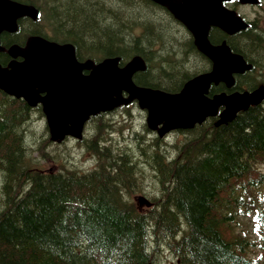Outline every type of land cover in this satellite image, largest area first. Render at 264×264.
<instances>
[{"label": "trees", "instance_id": "1", "mask_svg": "<svg viewBox=\"0 0 264 264\" xmlns=\"http://www.w3.org/2000/svg\"><path fill=\"white\" fill-rule=\"evenodd\" d=\"M12 1L35 15L18 17L13 31L0 33L2 67L12 59L10 46L39 36L71 44L79 62L116 57L122 66L139 57L145 67L133 82L165 92H179L210 69L185 27L150 0ZM208 39L225 42L251 65L242 78L264 66L258 35L211 28ZM259 84L220 83L208 95ZM129 108L119 110L129 115ZM34 113L42 116L39 106L0 91V264H264V241L241 229L245 220L264 234V103L218 125L208 118L179 131L184 139L174 146L138 134L131 153L109 143L116 126L96 115L88 123L101 119L99 134L80 140L94 159L88 170L63 160L39 166L48 142H27ZM143 163L156 191L131 190L145 176ZM136 194L151 206L140 207Z\"/></svg>", "mask_w": 264, "mask_h": 264}, {"label": "water", "instance_id": "2", "mask_svg": "<svg viewBox=\"0 0 264 264\" xmlns=\"http://www.w3.org/2000/svg\"><path fill=\"white\" fill-rule=\"evenodd\" d=\"M151 1L166 6L192 34L197 49L212 62L209 72L190 79L179 92L136 85L133 73L143 69L139 58L123 67L118 66L117 58H109L83 74L91 63L78 62L71 45H59L40 37H32L23 48L10 50L22 60L11 62L8 68L0 67V90L22 98L31 107L40 103L52 141L65 136L80 138L91 116L133 101L146 111L147 127L162 136L172 130L192 129L207 117L215 116L219 105L224 106L218 121L221 123L264 99V86L250 93L207 96L212 83L224 81L230 86L232 74L247 68L242 57L232 53L225 44L212 45L208 40L211 25L229 30L242 26L234 13L222 8L224 0ZM31 13L26 6L0 0V31L13 30L18 16ZM137 201L140 206L150 205L143 197Z\"/></svg>", "mask_w": 264, "mask_h": 264}, {"label": "rangeland", "instance_id": "3", "mask_svg": "<svg viewBox=\"0 0 264 264\" xmlns=\"http://www.w3.org/2000/svg\"><path fill=\"white\" fill-rule=\"evenodd\" d=\"M129 113L130 115H127L126 113L120 111H112V113L104 114L101 119L102 121L109 120V122L116 126V131L109 134L111 137L109 143H113L117 148L123 147V149H126L127 152L131 153L132 148L129 146L131 145L130 140L137 139V134L144 135V133H146L144 129L146 115L145 112L137 107V105L129 109ZM32 118V122L30 123L31 125L27 127V132L30 133L31 131L33 135H31L30 140L27 142L32 143L31 138L33 137H35L36 142L41 143L44 142L45 139L48 142V148L45 150V152L47 153L46 159L38 155L40 162L39 166L42 167V169L49 168L51 166L50 163L53 160L57 161V164H59L61 160H63L65 163H67V165L75 166L83 170H88L94 167V159L91 156V152L87 150V146L86 148H84L86 140H84L82 144L81 141L78 142L71 139H64L60 142H53L49 139L48 130L46 128L43 116L39 117L37 113H34ZM101 119H95L94 121H91L86 125L83 133V139H89L93 134H99L97 130L95 131V124L99 123ZM152 135H154V132L151 134V136ZM184 135L185 134H182L181 132H172L169 135L168 140L166 141L169 142L172 146H174V144L178 145L184 139ZM145 136L147 139H149L150 137V135L147 134H145ZM172 150L173 149H170V151ZM33 155L36 156L37 153L33 152ZM144 164L145 163H143L141 169L145 173V176H138V180H136V182L134 181L135 184L131 189L132 191H135V189H143V191H156V188H154V184L152 181L153 176L151 172L146 169ZM262 169H264V167ZM139 195L142 194H136L134 196V200H136ZM242 228L243 231L249 235V238L251 240L264 241V234L259 233L258 226H255L254 224H251V222L243 220L241 229ZM166 262L167 259H164L162 264H166Z\"/></svg>", "mask_w": 264, "mask_h": 264}, {"label": "flooded vegetation", "instance_id": "4", "mask_svg": "<svg viewBox=\"0 0 264 264\" xmlns=\"http://www.w3.org/2000/svg\"><path fill=\"white\" fill-rule=\"evenodd\" d=\"M223 7L228 11L235 12L244 22L242 28H238L232 32L226 31L219 26H212V31L215 34L224 32L227 35H233L240 31L248 32L264 37V0H256L252 3H243L241 0H226L222 3ZM241 73H236L234 76L242 77ZM219 83H224L220 81Z\"/></svg>", "mask_w": 264, "mask_h": 264}, {"label": "bare ground", "instance_id": "5", "mask_svg": "<svg viewBox=\"0 0 264 264\" xmlns=\"http://www.w3.org/2000/svg\"><path fill=\"white\" fill-rule=\"evenodd\" d=\"M62 207V206H61ZM156 263V262H155Z\"/></svg>", "mask_w": 264, "mask_h": 264}]
</instances>
